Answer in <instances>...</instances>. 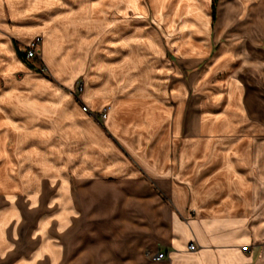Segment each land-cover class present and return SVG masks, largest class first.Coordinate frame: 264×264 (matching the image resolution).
Returning a JSON list of instances; mask_svg holds the SVG:
<instances>
[{
    "label": "rangeland",
    "instance_id": "obj_1",
    "mask_svg": "<svg viewBox=\"0 0 264 264\" xmlns=\"http://www.w3.org/2000/svg\"><path fill=\"white\" fill-rule=\"evenodd\" d=\"M8 1L0 0V264H96L112 257L107 252L112 245L134 247L139 232L151 240L153 211L173 207L143 204L139 198L163 197L175 185L184 191L187 166L193 168L194 182L215 177L219 168L214 167L222 160L214 154L228 148L233 155L230 150H236L237 124L232 132L209 135L208 151L202 142L208 134H192L190 127L198 122L206 129L231 112L225 90L231 84L237 100V60L215 56L219 47L211 38L213 24L204 32L210 36L211 52L200 34L203 53L189 56L178 50L169 29L148 16L127 29L123 23L107 25L112 16L103 14L108 2L100 0L101 26L90 27L87 14L74 19L84 20L77 27L85 39L78 49L81 69L59 74L57 62L40 53L45 48L43 28L21 38L23 30L13 22L21 25L26 14L17 20ZM141 1L152 8L150 0ZM64 16L50 25L62 26ZM42 21L34 22L42 26ZM146 34L156 39L157 47L145 45ZM108 35L112 44L105 40ZM121 35L123 43L118 41ZM59 36L57 31V45L51 49L56 57L70 43ZM37 38L36 59L21 62L15 44L23 52ZM86 82L98 86L95 91L107 100L86 104ZM117 101L125 105L115 107L108 121V116L105 121L91 116L104 110L108 115ZM115 156L128 162L129 171L112 173L118 164ZM163 166L171 181L149 177L161 174ZM113 255L116 260L117 253Z\"/></svg>",
    "mask_w": 264,
    "mask_h": 264
},
{
    "label": "crops",
    "instance_id": "obj_2",
    "mask_svg": "<svg viewBox=\"0 0 264 264\" xmlns=\"http://www.w3.org/2000/svg\"><path fill=\"white\" fill-rule=\"evenodd\" d=\"M101 1L104 3V0ZM99 2L100 0L8 1L12 3L10 8L17 20L19 14H26L21 25L13 22L14 28L20 27L23 30L19 35L21 38L27 39L43 28L44 35L40 36L45 48L40 53L45 54L50 61L57 62L54 65L59 74L81 69L80 61L83 58H80L78 49L83 46L85 39L79 34L77 27L83 26L84 20L74 19L76 14H87L92 21L90 27L101 26ZM106 2L108 5L102 12L112 16L107 20V25L112 24L114 28L116 23H123L122 27L126 28L146 21L148 16L154 24L158 23L161 28L169 29V36L176 37L178 50L189 56L203 53L204 44L199 36L204 35L206 30L208 32L213 24L215 31L211 38L214 47H219L215 56L225 62L237 60V81L241 86L237 85L235 100V90L231 84H227L230 87L225 90L228 95L227 111L232 110L227 113L223 122L211 123L205 129L200 123L190 121L192 134L206 132L207 136L221 130V133L229 132L237 124L236 150H230L233 155L230 152L227 154L228 148L218 149L217 154L213 153L222 160H219L220 165L214 167L219 168L218 174L209 178L202 176L201 182H194L193 168L187 166L184 191L181 186L175 185L171 186L168 193L163 192V197L139 198L143 204H169L173 211H153L154 238L147 241L145 234L139 232L140 238L137 243L132 244L134 247L127 243V246H122L126 249L122 250L112 245L107 251L112 253V257L96 264H264V0H218L214 20L209 0H150L152 8L141 0ZM72 13L74 16L70 15ZM62 14L65 15L62 26L59 23L50 25L51 20ZM69 16L72 19L69 20ZM38 18L43 20L42 26L34 22ZM68 27L72 28V32H66ZM57 31L60 33L59 38H66L70 43L68 49L62 54L58 52L56 57L51 49L57 45ZM111 34L114 36L113 31ZM122 35L118 38L120 43L125 41ZM105 38L109 44L114 42L110 35ZM202 39L210 53V36L204 35ZM142 40L147 46L157 44L156 39L149 34ZM15 45L17 47V43ZM98 88L89 86L86 82L85 92L89 94L84 96V102L89 106L107 100L106 96L103 98L95 91ZM238 96L241 97L240 100ZM123 105L124 101H117L114 106H110L107 121L112 118L115 107L120 109ZM63 127L67 129L66 126ZM210 141V136L202 140L207 151ZM115 161L118 164L112 166V173H119L124 168L126 172L129 171V164L125 159L115 156ZM151 168L152 166H147V169ZM166 170V166H163L162 175L148 176L171 181V175ZM213 179L218 180L211 184ZM142 228L140 230L145 231ZM190 242L195 244V251L188 250ZM114 253L119 257L116 260L113 259ZM131 253L134 254L131 256ZM156 253H165L166 258L152 260L151 256Z\"/></svg>",
    "mask_w": 264,
    "mask_h": 264
},
{
    "label": "built area",
    "instance_id": "obj_3",
    "mask_svg": "<svg viewBox=\"0 0 264 264\" xmlns=\"http://www.w3.org/2000/svg\"><path fill=\"white\" fill-rule=\"evenodd\" d=\"M41 40V38H37L36 42H32L31 45H29V47L27 48V52H26V58L30 59L32 57L37 56V51H36V44L39 43V41ZM77 91L80 92L82 91V85L79 84ZM83 111L88 113V109L87 107H83L82 108ZM92 114V113H90ZM93 118H95L97 121H105V119L107 118V110H104L102 112H100L99 114H92L91 115ZM188 250L190 252L195 251V245L194 243H189L188 244ZM246 249V248H244ZM166 258V254L165 253H156L154 255L151 256V259L154 261H160Z\"/></svg>",
    "mask_w": 264,
    "mask_h": 264
},
{
    "label": "trees",
    "instance_id": "obj_4",
    "mask_svg": "<svg viewBox=\"0 0 264 264\" xmlns=\"http://www.w3.org/2000/svg\"><path fill=\"white\" fill-rule=\"evenodd\" d=\"M217 0H211V15H212V19L214 20V13H215V5H216ZM16 46V45H15ZM16 55L19 58V60H21L23 63L27 62V58H26V49L25 52L20 51L17 47H16ZM36 59V56L35 58Z\"/></svg>",
    "mask_w": 264,
    "mask_h": 264
},
{
    "label": "bare ground",
    "instance_id": "obj_5",
    "mask_svg": "<svg viewBox=\"0 0 264 264\" xmlns=\"http://www.w3.org/2000/svg\"><path fill=\"white\" fill-rule=\"evenodd\" d=\"M109 112H110V107L108 108V114H109ZM108 116V115H107Z\"/></svg>",
    "mask_w": 264,
    "mask_h": 264
}]
</instances>
